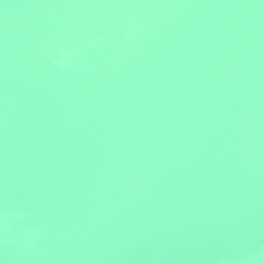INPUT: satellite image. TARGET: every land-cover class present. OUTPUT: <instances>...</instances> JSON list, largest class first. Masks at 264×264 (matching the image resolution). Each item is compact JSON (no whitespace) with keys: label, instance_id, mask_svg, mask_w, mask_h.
Wrapping results in <instances>:
<instances>
[{"label":"water","instance_id":"95a60500","mask_svg":"<svg viewBox=\"0 0 264 264\" xmlns=\"http://www.w3.org/2000/svg\"><path fill=\"white\" fill-rule=\"evenodd\" d=\"M0 264H264V0H0Z\"/></svg>","mask_w":264,"mask_h":264},{"label":"clouds","instance_id":"9594fccd","mask_svg":"<svg viewBox=\"0 0 264 264\" xmlns=\"http://www.w3.org/2000/svg\"><path fill=\"white\" fill-rule=\"evenodd\" d=\"M68 52H61L59 58L55 61L57 64H63L65 62V58L69 56Z\"/></svg>","mask_w":264,"mask_h":264}]
</instances>
